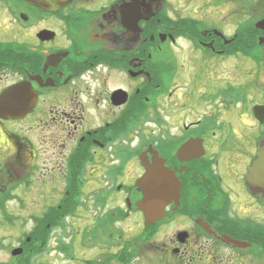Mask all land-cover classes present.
Masks as SVG:
<instances>
[{
    "label": "flooded vegetation",
    "instance_id": "1",
    "mask_svg": "<svg viewBox=\"0 0 264 264\" xmlns=\"http://www.w3.org/2000/svg\"><path fill=\"white\" fill-rule=\"evenodd\" d=\"M51 1L0 0V264H264V0Z\"/></svg>",
    "mask_w": 264,
    "mask_h": 264
},
{
    "label": "water",
    "instance_id": "2",
    "mask_svg": "<svg viewBox=\"0 0 264 264\" xmlns=\"http://www.w3.org/2000/svg\"><path fill=\"white\" fill-rule=\"evenodd\" d=\"M36 6L44 7V0H32ZM46 0V7L49 5ZM53 2V0H52ZM134 23H130L133 27ZM250 188L264 196V142L259 147L258 160L250 169L248 175ZM144 192V199L139 204L144 211L148 222L161 218L165 214V207L179 197V187L172 176L161 167L158 159H153V164L147 166V173L139 182Z\"/></svg>",
    "mask_w": 264,
    "mask_h": 264
},
{
    "label": "rangeland",
    "instance_id": "3",
    "mask_svg": "<svg viewBox=\"0 0 264 264\" xmlns=\"http://www.w3.org/2000/svg\"><path fill=\"white\" fill-rule=\"evenodd\" d=\"M167 2L169 4H168V6H166L165 11L170 16L173 15V11H175L178 7H185V4H184L183 0H180V1H178V0H167ZM197 6H198V3L192 4L189 7V10H186L185 12H183L181 16H184V17L191 16V13H189V12H191V10L195 9ZM226 17H227V22L226 23L227 24L228 23H232V24H228L227 25V33L228 34H232V33H234V29H235V25L233 24L234 23L233 18L235 17L234 11L230 10V9H227ZM242 18H243V22L245 20H248V17L245 14L243 15ZM248 21H250V20H248ZM0 257H3V256L0 255ZM53 264H66V263H63L61 260H59V261L53 262Z\"/></svg>",
    "mask_w": 264,
    "mask_h": 264
}]
</instances>
